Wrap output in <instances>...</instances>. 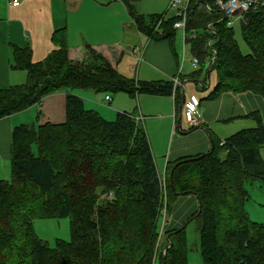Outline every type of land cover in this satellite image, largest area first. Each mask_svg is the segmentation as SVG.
<instances>
[{"label":"trees","instance_id":"16d2710c","mask_svg":"<svg viewBox=\"0 0 264 264\" xmlns=\"http://www.w3.org/2000/svg\"><path fill=\"white\" fill-rule=\"evenodd\" d=\"M123 1L141 34L168 41L174 50L177 16H144L136 10L140 0ZM263 3L253 5L241 23L249 54L213 0H192L187 7V44L199 61L191 77L217 74L216 88L202 102L226 92L264 100ZM54 40L59 48L38 63L30 48L17 49L13 68L25 71L27 82L0 90V120L49 95L68 93L64 123L13 129L11 177L0 179V264H187L186 225L174 228L164 220L189 194L199 201L188 223L197 224L203 264H264V225L251 221L246 210L247 186L264 183L263 113L246 115L254 128L223 141L213 137V149L203 158L169 163L163 186L136 111L118 113L110 122L72 93L93 90L133 99L163 94L178 107L182 89L173 80L126 78L93 47L75 58L63 35ZM59 217L70 218L71 240L50 246L36 234L34 221Z\"/></svg>","mask_w":264,"mask_h":264},{"label":"crops","instance_id":"0c3cea01","mask_svg":"<svg viewBox=\"0 0 264 264\" xmlns=\"http://www.w3.org/2000/svg\"><path fill=\"white\" fill-rule=\"evenodd\" d=\"M170 3L171 0H140L136 10L144 16L165 15ZM62 35L71 56L80 58L91 46L112 60L126 78L159 82L182 75L185 99L194 96L202 102L216 88L215 72L191 77L196 71L187 65L192 56L183 58L182 65L177 43L173 50L168 41H154L141 34L123 0H19L17 6H12L10 0H0V90L27 82V73L13 68L17 49L30 48L32 61L42 62L59 48L54 39ZM182 42L184 45L183 37ZM72 94L81 97L85 107L87 101L94 106L92 101L96 100V111L110 120L118 113L136 111L162 180L169 163L207 154L213 137L223 141L246 124L251 126L246 115L258 110L264 115L263 99L248 93L226 92L217 100L203 101L201 125L189 128L182 104L175 106L172 96L139 94L133 99L120 93L116 99L111 95V101L106 102L108 95L101 92L94 96L89 90L80 89ZM67 97L65 91L49 95L40 104L0 120V179L11 177L13 129L19 125L64 123ZM169 223L179 226L171 215Z\"/></svg>","mask_w":264,"mask_h":264},{"label":"rangeland","instance_id":"374dc122","mask_svg":"<svg viewBox=\"0 0 264 264\" xmlns=\"http://www.w3.org/2000/svg\"><path fill=\"white\" fill-rule=\"evenodd\" d=\"M165 13H166L165 16L167 18H171L177 15L176 10L171 7L168 9V11L166 10ZM227 24L229 26V23ZM232 29L234 31L233 32L234 38L236 42H238L243 54H249L250 49L248 46H246L247 44L244 41L243 36H242V24L238 21H234V25L232 26ZM176 35H177V50H178V53L180 54V58H182V65H183V46H184L182 42L183 33L182 31L178 30ZM188 47L186 46V51H187V56L189 58L191 53ZM187 65L188 67L193 68L190 61L187 62ZM172 79L174 81L175 86L177 84L176 82H179L178 85L180 86L182 85V83L180 82L182 78L175 76ZM89 91L90 93H92V95L96 96V91L95 92L93 90H89ZM181 91H184V89ZM112 97L116 99V97H118V94H115V95L113 94ZM183 99L181 102L182 107L184 106ZM92 102L96 105V100ZM95 105L92 106L90 102L87 101L86 108L88 110L91 109V110L96 111ZM102 117L105 118L104 116ZM116 119H117V116L114 120L111 119L112 121L110 119L105 118V120L107 121L110 120V122L116 121ZM248 120H250L249 123L251 126H256L254 120H251V119H248ZM199 125H201V123H199ZM251 126H248L246 124L244 129H249L251 128ZM222 128L228 129L224 125H222ZM232 135H228V136H232ZM260 153H262V156L264 158V148L261 150ZM165 184H166V179L163 180V186H165ZM247 189L249 191L248 194L250 195V199L246 203L247 213L251 221L264 225V183L257 182L254 185L250 184L249 186H247ZM198 208H199V201H198L197 196L194 194H189V195L180 197L179 200L174 205L173 210H171L172 213H170L174 222L177 224V226L179 225L178 228H181L184 225H186L187 227L185 230V234L187 237V250H186L187 251V255H186L187 264H203V260L201 257V251L199 247V237H198L199 231L197 229V224L196 222L194 223L193 221L188 223V221L192 218V215H195L197 213ZM169 218H170V215L168 214L167 219L164 220V225L168 223ZM163 219H164V215H163ZM34 228H35L34 230L36 234L38 235V237L45 243H48L50 246H55L58 240H62V241L71 240V220L68 217L36 219L34 221ZM174 228H177V227H174ZM161 241L164 242L166 240L162 239ZM165 243H162V244L164 245Z\"/></svg>","mask_w":264,"mask_h":264},{"label":"built area","instance_id":"2783aa9c","mask_svg":"<svg viewBox=\"0 0 264 264\" xmlns=\"http://www.w3.org/2000/svg\"><path fill=\"white\" fill-rule=\"evenodd\" d=\"M192 0H171L170 7L174 8L177 12L178 20L174 25V28L177 30L182 31L183 33V41H184V52H183V58L184 60L187 57L186 53V46L188 41V36L191 37V34H187V23L189 19L188 15V8L191 4ZM215 5L218 6L223 15L224 19H226L229 23V27H232L234 25V21H238L242 23L245 19L244 16L246 13L250 11V9L255 6V4H259V0H213ZM10 4L12 6L19 5V0H10ZM264 5V3H263ZM190 46V45H189ZM191 63L193 68L197 69L199 61L197 58H194L192 56ZM175 89L177 87H182V85H178L179 82H176ZM176 95V92H174V97ZM111 101V96L108 94L106 98V102ZM183 116L189 126V128H194L200 126L199 123H201L202 119V109H201V102L198 98L191 96L190 98H187L184 100V106H183ZM166 212L164 211V215Z\"/></svg>","mask_w":264,"mask_h":264},{"label":"water","instance_id":"95a60500","mask_svg":"<svg viewBox=\"0 0 264 264\" xmlns=\"http://www.w3.org/2000/svg\"><path fill=\"white\" fill-rule=\"evenodd\" d=\"M209 75H210V73H209ZM185 100V98L183 99V101ZM213 143V142H212ZM213 149V148H212ZM211 149V150H212ZM205 155H200L199 157H195V158H191V159H187V160H185V161H181V162H179L178 163V165L179 164H182L183 162H187V161H189V160H191V161H194V160H199V159H201V158H203ZM177 167V165L174 167V169H172V171H171V183L170 184H172L173 183V173H174V170H175V168ZM172 186H173V184H172Z\"/></svg>","mask_w":264,"mask_h":264},{"label":"clouds","instance_id":"9594fccd","mask_svg":"<svg viewBox=\"0 0 264 264\" xmlns=\"http://www.w3.org/2000/svg\"><path fill=\"white\" fill-rule=\"evenodd\" d=\"M183 87H181L180 89H182ZM183 90V89H182Z\"/></svg>","mask_w":264,"mask_h":264}]
</instances>
